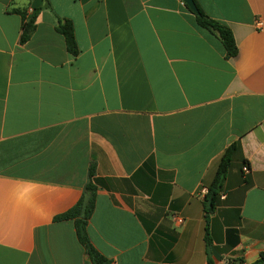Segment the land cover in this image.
Returning <instances> with one entry per match:
<instances>
[{
  "label": "crops",
  "instance_id": "0c3cea01",
  "mask_svg": "<svg viewBox=\"0 0 264 264\" xmlns=\"http://www.w3.org/2000/svg\"><path fill=\"white\" fill-rule=\"evenodd\" d=\"M194 1L234 56L181 0H0V264H91L72 219H55L89 164L86 233L105 264H206L205 215L212 264L264 252V0Z\"/></svg>",
  "mask_w": 264,
  "mask_h": 264
},
{
  "label": "trees",
  "instance_id": "16d2710c",
  "mask_svg": "<svg viewBox=\"0 0 264 264\" xmlns=\"http://www.w3.org/2000/svg\"><path fill=\"white\" fill-rule=\"evenodd\" d=\"M47 5L46 0H44ZM197 13L192 12L183 2L184 6L192 12L197 25L205 28L208 32L214 34L220 41L224 56L226 58L232 57L236 54V46L232 37V34L228 27L217 22L216 20L205 15L201 9L196 5L193 0ZM33 15L22 23V30L19 35V41L24 42L32 28H33ZM56 30L62 34L64 38L65 48L70 54L76 53V44L72 32L71 24L68 20L64 19L58 22ZM237 148L235 142L228 144L221 152L218 162L213 173V176L206 187V191L202 197V207L206 212H211L213 205L216 202L217 194L221 190L227 168L230 164L232 152ZM86 182L84 183L83 190L84 195L77 200V202L67 209L65 212L57 215L56 220L72 219L74 233L77 242L82 246L86 256L90 260L91 264H105L107 259L103 258L90 244L86 233V223L94 205V191L98 178L95 176L94 165L89 164L86 173ZM207 216L205 215V226H204V240L206 244V264H212L207 251ZM237 264V263H236ZM249 264H264V252H260L257 258Z\"/></svg>",
  "mask_w": 264,
  "mask_h": 264
},
{
  "label": "water",
  "instance_id": "95a60500",
  "mask_svg": "<svg viewBox=\"0 0 264 264\" xmlns=\"http://www.w3.org/2000/svg\"><path fill=\"white\" fill-rule=\"evenodd\" d=\"M192 12L197 13L193 0H181Z\"/></svg>",
  "mask_w": 264,
  "mask_h": 264
},
{
  "label": "built area",
  "instance_id": "2783aa9c",
  "mask_svg": "<svg viewBox=\"0 0 264 264\" xmlns=\"http://www.w3.org/2000/svg\"><path fill=\"white\" fill-rule=\"evenodd\" d=\"M254 25L258 28H260L262 26V22L261 20H256L254 22ZM243 173H246L247 172V169H243L242 170ZM174 220L177 222V223H180L182 221V218L181 217H177V216H174Z\"/></svg>",
  "mask_w": 264,
  "mask_h": 264
}]
</instances>
